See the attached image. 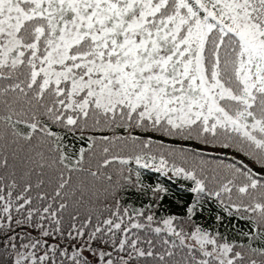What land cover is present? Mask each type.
<instances>
[{"label": "snow or ice", "instance_id": "6c2138e0", "mask_svg": "<svg viewBox=\"0 0 264 264\" xmlns=\"http://www.w3.org/2000/svg\"><path fill=\"white\" fill-rule=\"evenodd\" d=\"M0 264H264V0H0Z\"/></svg>", "mask_w": 264, "mask_h": 264}]
</instances>
